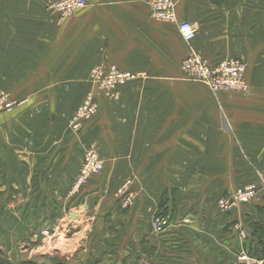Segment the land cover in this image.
Masks as SVG:
<instances>
[{"label":"crops","instance_id":"obj_1","mask_svg":"<svg viewBox=\"0 0 264 264\" xmlns=\"http://www.w3.org/2000/svg\"><path fill=\"white\" fill-rule=\"evenodd\" d=\"M49 1L26 0L24 14L16 6L0 11V27L15 30L11 35L0 33V57L11 60L8 69L14 67L13 74L22 76L19 84L44 72L86 75L104 59L144 77L136 87L142 102H119L118 112V102L104 105L101 112L107 117L103 123L113 129L95 130L90 124L76 139L56 127L48 129V123L44 127L42 114L23 113L27 105L19 106L16 110L22 112L15 117L0 115V128L5 123L12 127L40 119L44 127L38 132L26 125L14 131L19 137L0 130V196L3 193L11 200L17 197L11 194L13 188H40L41 222L45 224L41 231L46 229L52 237H43L42 243H52L58 264H143L146 260L156 264H264V238L256 234L258 228L264 232V206L254 200L222 211L216 204L238 186L230 161L238 153V144L249 156L264 157V116H239L243 96L220 92L211 97L204 86L175 80L182 74L180 62L191 54H198L210 66L226 57H238L224 56L220 38L228 26L223 11L237 8L223 10L211 0H175L178 19L196 28L194 39L186 45L176 25L172 30L162 29L151 17V0H86L87 6L60 27L42 13ZM255 2L247 3L254 17ZM20 27L26 28L23 34L17 30ZM250 37L243 46L251 61L258 58V51L256 39ZM259 66L249 67V82L255 74L264 77V63ZM144 92H153L152 99L147 100ZM248 101L257 106V98L250 96ZM41 103L47 105L49 120H57L60 103ZM90 141L101 151L102 172L79 188L70 205L69 196L75 193L69 186L79 164L65 163V154L71 158ZM197 176L204 182L194 180ZM120 188L131 201L127 206L115 197ZM25 196V200L33 197L30 190ZM54 202L57 220L69 214V224L64 226V219L49 229L54 209L49 207ZM160 215L167 218L168 226L156 233L152 221Z\"/></svg>","mask_w":264,"mask_h":264},{"label":"rangeland","instance_id":"obj_2","mask_svg":"<svg viewBox=\"0 0 264 264\" xmlns=\"http://www.w3.org/2000/svg\"><path fill=\"white\" fill-rule=\"evenodd\" d=\"M62 1L63 0L49 1L45 3L42 10V13L50 17V19H48L51 21V23L59 27L62 26L63 23L65 24L68 22V20H71L72 16L74 15L73 14L66 18L59 16L58 12L54 10L53 7ZM164 1L166 2V10L171 9L174 11L176 21H180L177 16L175 0ZM211 1L216 7H223V10L224 8H237L236 11L233 9L223 11V18H225L226 21L224 24H227L228 26L225 28V31L223 34H221L222 37L220 38L223 42V47L225 48L224 56H234L235 54V56L238 57H226L219 63H236L235 65H238L239 67L241 66L243 68L242 81L247 87V93L246 95H236L227 92L223 93L233 94L234 96H243L240 98H246L244 101L243 110L241 111L243 113H240L239 116L256 115L258 117H263L264 77H260L255 74L252 77L253 82H249V67L255 68V64L260 67L259 65L264 63V0H256L254 3L255 17L253 16L254 11L247 8V3L249 0ZM25 4L26 0H0V11L1 13L8 12L10 7L16 6V9L20 10L21 14H24ZM250 17L251 25L253 24L251 29L249 27ZM253 19H255V23L253 22ZM157 22L162 24V29L170 28L172 30L171 26L176 25L175 23L171 22ZM25 29V27L17 28L18 32L22 34L25 32ZM14 31L15 30L12 27H0V33L2 36L11 35L10 33ZM249 35H251L250 39L253 38V41L256 39V50L258 51V58H256V60L252 59L251 61L248 57V48L243 46L244 42H249ZM184 43L186 44V42ZM2 45L7 46V43ZM238 46H240V50L237 49ZM226 48H230L231 55H227L229 51H226ZM238 53L242 57H239V55H237ZM196 56L199 57L198 54ZM10 61L11 60L7 57H0V115L9 114L10 116L15 117L20 112H22V110L18 111L16 109L21 105H27L28 108L24 107L23 113H25L24 111H28L27 114H34L36 116H40L42 114L46 119L44 127H46L48 123V129H55L54 127H56L57 130H63L67 135L74 136L75 139L79 133L87 129L90 124H92L93 129L95 130L113 129L110 127V124L103 123V117H107L104 115L103 110L101 112V107H104V105H107L108 103L117 104L118 102V112L121 106L119 102H142V100L138 98L136 87L143 84L142 79L144 77H142L140 74L133 75L129 72H126L125 68L114 61L106 62L104 59L98 60V62L90 68L88 74L76 77L66 74L53 76L51 73L47 75L45 72L43 74H32L28 77V79H26L25 85H21V83L19 84L22 76L13 74L15 73V69H13L14 67L8 69ZM250 62L253 64V66L250 64ZM110 67L115 68L116 72L121 74L120 77L124 78V80L120 78L111 81V76L109 75ZM124 73H127L128 76L126 77V75H122ZM147 78L148 77L145 76L146 80ZM55 80L58 81L54 82ZM175 80L201 85L206 88L202 82L190 79L183 73L176 75ZM38 81H42V83L39 84ZM52 86L53 88L58 87V89L54 88L53 90L51 88ZM206 90L209 92L211 97H215L216 94H218L211 93L207 88ZM141 95L142 93H140L139 97H141ZM144 95L147 100L152 99L151 95H153V92L150 94L144 92ZM250 96H252L253 99L257 98V106L255 102L248 101ZM41 102L60 103L57 107L59 114L57 120L54 122L51 119V121L49 120L50 114L47 112V105L45 106V103ZM85 102L92 103V106L90 107L91 117L89 119L76 120L75 113L80 107L84 106ZM254 107L257 109L255 110ZM51 116L53 117V114H51ZM96 119H98V121ZM6 124L7 123L2 124L0 130H3L1 132L13 133L11 135L12 137H19L16 135V132H18L16 130L24 129V126L26 125L27 129H39L38 132L44 130V127H41L43 124L41 119L38 121L34 120L31 124L14 123L12 127H7ZM119 124V122L118 124H115V128L118 127ZM67 141L68 140H66V142ZM235 141L237 140H234V143ZM71 143L72 141L66 145V148L70 147ZM238 146H240V148L236 147V151L238 153L233 155L232 159H230L231 163H233L235 166L233 173L235 174V180H238V186L232 188L233 191H231L232 193L230 196H228V194H224L226 196L223 195L216 201L218 206L217 209L222 211L236 210L241 206L251 204L254 200H256L258 204H262L264 206V157L261 155L249 156V154L243 152L241 144H238ZM90 150L91 152L96 153L95 155L99 159L98 161L101 163L103 168V160L100 153L101 151L94 141L88 142L86 146L78 150L74 156H71V158L69 157V153L65 154V163L75 161V164H79L77 171L74 170L71 173V175H73L76 171L74 181L78 175L84 154ZM75 156L78 159H76ZM199 174L203 175L207 174V172H201ZM194 180L204 182V178H200L198 176L194 178ZM74 181L73 184L71 182L72 185L69 186V191L71 193H75L69 196L71 199L70 205H73V198L78 194L79 190L78 187H76V189L74 188ZM28 190L31 191L33 197L32 199H28L27 197L25 200V195L28 194ZM120 190L121 188L115 192V197L119 196L116 197L117 201L127 206L131 201L128 202L129 199L127 198V195H124ZM1 191L4 192V189L1 188ZM2 194L0 196V264H58L56 253L50 246L52 243H50V245L47 244V241H43L42 243L43 237L45 240H47V238L51 240L52 237L51 235L47 236L46 229L43 230V232L41 231L43 227L45 228V224L42 226L41 222L43 203L39 197L40 188H26L21 186L17 187L16 189L13 188L11 194H14L15 196L17 195V197H11V200L8 198L6 199ZM240 198L247 199L246 201H240L238 200ZM15 199L19 201H15ZM52 204H50L49 207V210L54 208L53 213H50L49 229H54L57 227V225L60 226V223L62 224L64 219L65 222H67V224H64V226H67L69 224V214H65V216L63 215V219L57 220V205H55V202ZM162 217L167 222L165 226L166 228L168 226L167 218L164 216ZM71 218L72 217H70V219ZM62 226L63 225H61L60 228H62ZM256 234L260 235L258 238H264V232L261 229L258 228V230H256ZM242 235V232H240L239 236L242 237ZM240 259L244 260L246 258L242 256ZM145 262L156 264L151 260H146L143 262V264Z\"/></svg>","mask_w":264,"mask_h":264},{"label":"built area","instance_id":"obj_3","mask_svg":"<svg viewBox=\"0 0 264 264\" xmlns=\"http://www.w3.org/2000/svg\"><path fill=\"white\" fill-rule=\"evenodd\" d=\"M87 6L86 0H63L53 8L62 18L70 17L79 10ZM170 6V5H169ZM150 14L155 21L171 22L177 26V32L180 38L186 42H191L196 34V29L192 24L186 21H176L174 11L166 10V2L164 0H151ZM236 64V63H235ZM231 62H221L214 66H210L195 54L189 55L181 64V72L188 78L202 82L206 88L213 94L219 92L233 93L236 95H246L247 87L242 81L243 68ZM111 81L120 79L115 68H109ZM122 75L128 76L127 73ZM125 77V78H126ZM124 80V78H122ZM91 102H85L75 113L76 120L89 119L91 117ZM96 153L88 151L84 154L82 163L80 164L78 175L74 181V188H81L91 178L97 176L102 171V165L95 155ZM122 192V190H120ZM247 198H240V201H246ZM130 200H128L129 202ZM167 222L162 216H157L152 221V228L156 233H161ZM144 264H153L145 262Z\"/></svg>","mask_w":264,"mask_h":264},{"label":"trees","instance_id":"obj_4","mask_svg":"<svg viewBox=\"0 0 264 264\" xmlns=\"http://www.w3.org/2000/svg\"><path fill=\"white\" fill-rule=\"evenodd\" d=\"M160 216H162V215H160Z\"/></svg>","mask_w":264,"mask_h":264}]
</instances>
